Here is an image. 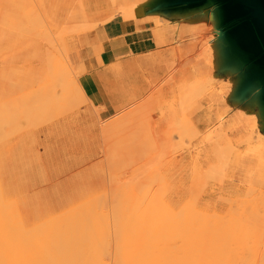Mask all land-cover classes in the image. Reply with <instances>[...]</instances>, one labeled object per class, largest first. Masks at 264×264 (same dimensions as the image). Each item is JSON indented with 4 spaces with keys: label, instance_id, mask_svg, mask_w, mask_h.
Listing matches in <instances>:
<instances>
[{
    "label": "rangeland",
    "instance_id": "obj_1",
    "mask_svg": "<svg viewBox=\"0 0 264 264\" xmlns=\"http://www.w3.org/2000/svg\"><path fill=\"white\" fill-rule=\"evenodd\" d=\"M217 1L0 0V264H264V104L209 77Z\"/></svg>",
    "mask_w": 264,
    "mask_h": 264
},
{
    "label": "water",
    "instance_id": "obj_2",
    "mask_svg": "<svg viewBox=\"0 0 264 264\" xmlns=\"http://www.w3.org/2000/svg\"><path fill=\"white\" fill-rule=\"evenodd\" d=\"M202 1L193 0L191 3L167 9L174 10L186 7L188 11L194 10L203 4ZM221 1L232 13L231 19L244 26L258 44L260 52L254 59L244 60L246 55L237 49H234V56L229 58L227 54H224V57L226 60L228 59L231 72L236 73V78L241 85L252 84V82L255 84L254 91L257 92L254 95L262 103L264 98V0H218L217 2L222 3ZM224 57L219 60L223 70ZM242 80L243 82H241ZM245 90L240 89V94L237 95L236 99H246L248 95Z\"/></svg>",
    "mask_w": 264,
    "mask_h": 264
},
{
    "label": "bare ground",
    "instance_id": "obj_3",
    "mask_svg": "<svg viewBox=\"0 0 264 264\" xmlns=\"http://www.w3.org/2000/svg\"><path fill=\"white\" fill-rule=\"evenodd\" d=\"M148 1L151 5H154L156 7H165V9H167L184 4V2L191 3L193 0H148ZM231 14L232 13L230 12V10L226 7V5H224V2L216 4V8L213 12V18L218 27L217 30L220 32V34H224V37L221 39V44H220L221 49L223 48L229 49L232 54L234 52V49H237L239 52L246 55L244 57V60H250L256 58V55L259 54L260 52L258 44L244 26L239 25V23H236L231 19ZM258 170L259 169H257V171ZM250 195H252V191H250ZM162 236L163 239H166L169 236V231H164ZM16 243H17L16 236L14 233L13 226L9 223L4 225L3 229H0V246H4L3 248L5 249L1 251L3 253H6L7 255H10V258H12V260L19 263L20 259L17 256L16 251L13 250L16 246ZM188 260L189 257H186L184 259V261L186 262H188Z\"/></svg>",
    "mask_w": 264,
    "mask_h": 264
},
{
    "label": "crops",
    "instance_id": "obj_4",
    "mask_svg": "<svg viewBox=\"0 0 264 264\" xmlns=\"http://www.w3.org/2000/svg\"><path fill=\"white\" fill-rule=\"evenodd\" d=\"M186 11H188V8L186 7H182V8H177V9H174V10H171L170 11V15H174L175 18H181L182 16H185L187 13ZM224 37V36H223ZM221 44V42H220ZM220 44H219V47L217 48L216 47V54H213L212 56V61L211 62H208L209 63V66H210V69H209V77H212V74L215 70V57H217L218 60H220L221 57H224V54H227L228 57H232L234 56L229 49H221L220 47ZM220 62V61H219ZM226 74H233L231 72V67H230V63L228 61V59L226 60L225 57H224V76H226ZM208 77V78H209ZM252 78L254 79V77L252 76ZM227 82H228V92H227V95L230 94V97H232L233 99L237 98V95L240 94V89H246V94L248 95V97H251L252 94H254V83L252 82V84H245V85H241L240 82H238L236 76L234 78V80H230L229 78L226 79ZM243 82V80L241 81ZM233 83V84H232ZM232 90V91H231ZM217 94V93H216ZM262 103L264 104V98H263V101ZM243 111H241L242 113ZM245 112V111H244Z\"/></svg>",
    "mask_w": 264,
    "mask_h": 264
}]
</instances>
